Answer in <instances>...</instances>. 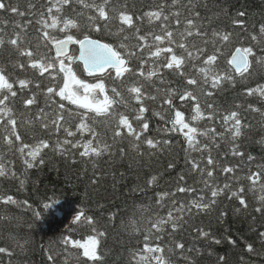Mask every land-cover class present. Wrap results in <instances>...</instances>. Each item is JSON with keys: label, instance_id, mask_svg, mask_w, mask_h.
Instances as JSON below:
<instances>
[{"label": "snow or ice", "instance_id": "snow-or-ice-1", "mask_svg": "<svg viewBox=\"0 0 264 264\" xmlns=\"http://www.w3.org/2000/svg\"><path fill=\"white\" fill-rule=\"evenodd\" d=\"M134 7L130 8L127 0H0V13L4 14L0 16V178L19 181L21 187L25 184L24 174L17 173L15 160L8 156L19 153L26 173L45 164L41 158L44 149L68 157L72 149L82 148L81 159L73 156L71 163H90L92 175L88 180L98 190L104 178L99 161L108 156L115 166L117 150L114 146L129 137L135 155L130 156L124 147L118 149L119 160L126 162L129 170L151 168L152 158L159 162L161 156L171 157L165 171L175 170L172 139L145 135L150 127L144 117L149 111L146 101H156L161 111L155 115L165 121L160 132L184 137V169L169 183L171 191L155 194V206L166 209L165 214L156 211L145 218L143 229L137 226L135 219L125 226V231L130 226L133 232L147 233L143 236V247L130 252L128 264H202L204 257H214V264H229L227 256L217 254L213 247L224 240L212 231L194 228L191 244H186L181 233L197 216L215 215L216 220L223 221L232 212L237 216L250 215L253 222L257 221V216L264 220V156L257 161L245 145L257 126L264 132V108L246 103L221 113L215 100L209 99L227 91L226 86L236 88L237 74L242 80H249L257 73H264V17L253 19L243 7L232 11L228 0H153L150 10L139 15L132 10ZM145 21L152 26L149 31L142 30ZM32 26H35V40L29 34ZM57 30L64 34L63 38L53 35ZM73 30L78 35L73 34ZM93 34L99 35L94 38ZM106 38L114 39L115 43L107 42ZM236 41L244 46L235 48L229 61L232 71H218L221 49ZM41 46L49 52L54 49V56L42 53ZM71 46H78L79 55L70 51ZM76 62H82L88 76L96 77L97 82L80 79L73 68ZM29 70L33 73L31 78L17 74H26ZM168 75L181 79L174 86ZM104 76L113 81L112 96L107 94L105 83L100 79ZM45 81L48 84L42 86ZM100 93L104 95L101 97ZM240 95L256 97L257 103H264V83L245 87ZM41 99L43 106H40ZM131 101L139 106L133 109L134 119L118 111L122 105L129 107ZM176 101L192 105L190 121L185 120ZM165 112L169 114L167 119ZM245 113H255L259 119L254 124ZM101 117L102 120L98 119ZM70 120L78 121L75 132L66 126ZM200 120L209 121V126L203 130L192 126L191 121ZM112 122L115 128L111 143L100 140L92 125ZM218 126L223 131H217ZM21 128L57 137L63 130L66 136L57 138L51 145L47 139L28 144L23 143ZM77 132H90L92 139L81 143L68 138ZM221 143L229 146L223 159L230 155L239 158L236 163H221L222 158L214 155ZM254 143L264 148V135ZM145 144L150 150L148 160L138 159L145 154L141 151V145ZM245 169V174L239 175ZM117 172L118 168L111 173L113 179ZM218 172L224 177L223 183L219 182ZM79 174L88 176V169H82ZM124 175L127 173L121 174ZM158 183L156 175L148 181L149 185ZM116 186L113 183L112 187ZM130 191L143 192L144 188L136 186ZM180 193L195 195L181 198ZM249 193L255 204L247 199ZM222 198L234 204L238 202L239 206L221 207ZM59 203L53 201L44 207L57 211ZM10 205L32 208L28 200L18 201L12 195L0 194V206H3L0 207V230L8 229L16 219L5 211ZM141 211L147 209L142 206ZM33 215L39 218L41 214L33 210ZM117 218V213L111 212L108 220L112 223ZM73 219L81 227L90 228L92 234L84 242L71 236L55 242L64 254L63 264H71L73 258L75 264H105L106 231L99 230L94 217L84 210H79ZM250 231L253 241L245 244V252L264 255V222L253 223ZM165 236L169 238L167 241ZM3 239L0 236V240ZM226 240L234 247L239 246L231 236ZM257 242L259 248L255 246ZM30 246V239L11 236L8 246H0V264H13L22 254L27 257ZM44 251L49 261H55L60 254L54 253L51 247ZM22 264H27V259ZM239 264H247L244 255L239 257Z\"/></svg>", "mask_w": 264, "mask_h": 264}, {"label": "trees", "instance_id": "trees-1", "mask_svg": "<svg viewBox=\"0 0 264 264\" xmlns=\"http://www.w3.org/2000/svg\"><path fill=\"white\" fill-rule=\"evenodd\" d=\"M15 2V0H13ZM129 7L135 6L132 10L136 15L142 14L144 11L150 10L153 5V0H127ZM229 8L235 11L238 8H245L250 17L253 19H260L264 17V0H228ZM23 7V2L21 3ZM4 14L0 13V16ZM8 18L12 19V15L8 14ZM19 19V18H16ZM34 27L29 28V34L35 40L36 33ZM152 26L148 25L145 21L142 25L143 31H149ZM73 34L78 35L73 30ZM58 39L63 38V33L58 30L53 33ZM98 36L99 34H93ZM109 43H115L114 39L106 38ZM239 41L233 42L232 44L226 45L221 49L219 54V59L217 61L218 71H232V67L229 64L231 57L235 52V48L242 47ZM41 52H48L50 56H54L53 49L49 52L47 48L41 46ZM76 55V51L73 53ZM73 68L80 79L85 80L87 83L97 82V78L89 77L83 70V67L76 62L73 64ZM11 70V69H9ZM21 78H31L33 73L29 70L28 73H17ZM168 79L173 80L174 86L179 82L181 78L175 75H168ZM43 80V78H39ZM104 81L107 94L112 96L110 91L113 86V81L110 77L104 76L100 78ZM237 86L232 88L230 85L226 86L227 91L218 92L217 95L210 100H215V103L220 106V112L224 113L226 110H234L235 105L254 103L258 107L264 108V103H257L256 97H244L241 96L243 88L245 87H255L257 83H264V73H257L251 77L249 80H242L237 74ZM55 83L56 81H51ZM117 84L120 82L117 81ZM48 81L44 82L46 86ZM101 97L104 93L99 94ZM203 100V97L201 98ZM67 103V102H65ZM146 105L149 107V111L144 113V117L149 123V131L145 133L149 137H159V138H170L173 141L175 163L177 168L171 171H165L167 162L171 157L161 156L159 162L152 158V167H144L143 169H138L136 171H131L128 168L126 162L119 160V147H124L126 151L129 152L130 156H134L135 153L131 149V137L127 140H123L114 146V150H117L116 164L115 166L109 162V157L105 156L99 161V170L104 171V178L100 180L98 190L97 187L92 186L89 183L88 177L92 175V166L90 163H76L72 164L71 160L74 156L77 160H80L79 152L83 149H72L71 154L68 157H61L51 149H44L41 152V158L45 160V164L28 170L24 173V165L22 162V157L17 153L14 157L8 156L7 158L15 160V170L17 173H23L25 177V184L23 187L20 186L19 181L16 180H5L0 178V194L12 195L18 201L28 200L32 208L17 207L15 205L7 206L5 209L8 215L15 216L16 219L13 224L8 229L0 230V236L4 239L0 240V246H8L11 236L15 235L17 239L27 238L31 240L30 250L27 252V257L23 254L16 257L13 264H22L25 259H27V264H63L64 254L60 253V249L55 246V242L62 239L64 236H71L75 240L81 242L87 241L89 235H91V230L88 227H81L74 222V215L78 214L79 210H84L87 215L93 216L96 220V224L99 230L106 231L107 235L103 241V247L107 255L105 256V264H128L129 254L133 249L143 247V236L147 235L145 231L133 232L132 228L129 226L125 231V226L130 224V221L135 219L137 221V226L143 229L145 225V218L153 215L156 211H160L161 214L166 213V209L160 210L155 206V200L157 199L156 193L163 191H171L172 188L169 187V183L174 179L177 173L184 169V152L183 147L184 137L178 133L165 134L160 132V129L165 126V121L161 120L160 117L156 116L155 113L161 111V106L156 101H146ZM43 106V99H41V105ZM75 109V106H70ZM135 101H131L129 107H124L123 105L119 107L118 111L129 115V119H134L136 113L133 111L134 108H138ZM176 107L184 112L185 120L190 121L193 115L192 105L189 103L180 104L176 101ZM166 119L169 114L164 113ZM248 119L252 120L255 124L259 116L255 113H245ZM256 119H252L253 117ZM98 119H103L98 118ZM220 117L217 116V123H219ZM91 123V121H89ZM138 124L139 122H135ZM192 126L198 127L200 130L208 127L210 122L207 120L191 121ZM78 121H69L66 125L71 127L72 131L75 132ZM95 131L98 133V138L100 140H107L111 143V137L115 128V122L110 125L93 124ZM217 131H223L219 126ZM23 135V143L35 144L40 139H47L51 144L55 142L57 138L63 139L66 133L61 131L59 137L52 135L51 133L38 132L34 133L32 131H26L21 128ZM261 135H264L257 126L256 130L253 132L251 139L245 141L247 151L252 155L257 157V161L260 160L261 156H264V148H261L259 144H255L254 141L258 140ZM74 141H80L81 143L92 139V133L84 132L83 134L77 132L74 137H68ZM143 139V137H142ZM202 141L203 137H199ZM244 139V138H242ZM207 142V141H204ZM95 145V141H93ZM243 150V149H242ZM141 151L144 152L142 158L138 159L148 160V151H150L147 145H141ZM229 151V146L221 143V148L218 152H214V155L221 157V163H236L239 158H233L230 155L224 158V154ZM193 156H199L198 153H193ZM87 159V158H85ZM87 168L88 176L80 175L81 170ZM118 168L117 175L113 179L111 173L116 172ZM247 170L239 172V175L243 176ZM127 173V175L121 176V174ZM153 175L158 176L159 183L149 185L148 181ZM220 176V183H223L224 177L218 172ZM192 181L189 180V183ZM115 183L117 186L113 188L112 185ZM242 183H247V181H242ZM141 186L144 188L143 192H131L130 189ZM188 195L195 194H184L180 193L178 196L184 198ZM223 199V198H222ZM248 200L253 204L256 201L253 199V195L249 193ZM53 201H59L60 203L56 205L57 211L46 209L44 205ZM103 205V207H99ZM228 205L229 207L239 206L238 202H231L223 199L221 207ZM147 209V211H141V207ZM3 207V206H0ZM33 210L40 212V217L37 218L33 215ZM59 213H67L57 214ZM111 212L117 213V220L110 223L108 220L109 214ZM264 222L259 216H257V221L253 222L250 215H245L242 213L237 216L232 212L223 221H218L215 219V215L212 217L207 216H197L194 217L189 225L185 226V231L181 233L184 237L186 244L192 243V237L195 235L193 229L196 227H204L207 230L212 231L216 234L218 238L224 240L221 245H214L217 254L226 255L229 264H239V257L244 255L246 257L247 264H264V255L253 256L245 252V244L253 241V233L250 231V226L253 223ZM231 236L237 241L238 247H234L229 244L226 237ZM180 236L177 235V239ZM169 238L165 236V241ZM14 243V242H13ZM151 243H157V241H152ZM163 243V242H159ZM43 246V247H41ZM204 246V245H201ZM259 248V243L255 245ZM53 248L54 253H60L56 255L55 261H49L47 259V254L44 248ZM7 261V257L4 258ZM71 264H75V259L73 258ZM202 264H214V257H204Z\"/></svg>", "mask_w": 264, "mask_h": 264}, {"label": "water", "instance_id": "water-1", "mask_svg": "<svg viewBox=\"0 0 264 264\" xmlns=\"http://www.w3.org/2000/svg\"><path fill=\"white\" fill-rule=\"evenodd\" d=\"M71 48H72V46L70 47V51H71ZM82 63V62H81Z\"/></svg>", "mask_w": 264, "mask_h": 264}]
</instances>
